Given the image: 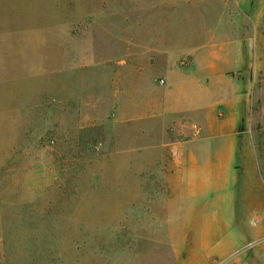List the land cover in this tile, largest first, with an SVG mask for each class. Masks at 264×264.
Returning a JSON list of instances; mask_svg holds the SVG:
<instances>
[{
	"label": "rangeland",
	"instance_id": "rangeland-1",
	"mask_svg": "<svg viewBox=\"0 0 264 264\" xmlns=\"http://www.w3.org/2000/svg\"><path fill=\"white\" fill-rule=\"evenodd\" d=\"M210 46L214 109L145 112ZM232 263L264 264V0H0V264Z\"/></svg>",
	"mask_w": 264,
	"mask_h": 264
},
{
	"label": "crops",
	"instance_id": "crops-1",
	"mask_svg": "<svg viewBox=\"0 0 264 264\" xmlns=\"http://www.w3.org/2000/svg\"><path fill=\"white\" fill-rule=\"evenodd\" d=\"M152 43L155 44V38H152ZM200 58H203L205 69H199V77H189L185 73L172 74L170 72L165 76L166 90L162 91L160 98H156L157 92L151 97L145 98V112L160 115L177 114L183 112H191L193 109L205 110L206 114L214 109L218 103L211 99V93H214L211 88L206 86V82H217L223 79V74L218 70L217 66L211 61L218 57L214 46L199 53ZM211 92V93H210ZM210 94V97H209ZM173 95L174 100L170 102L167 96ZM166 114V115H165ZM237 264V263H236Z\"/></svg>",
	"mask_w": 264,
	"mask_h": 264
},
{
	"label": "water",
	"instance_id": "water-1",
	"mask_svg": "<svg viewBox=\"0 0 264 264\" xmlns=\"http://www.w3.org/2000/svg\"><path fill=\"white\" fill-rule=\"evenodd\" d=\"M232 264H236V263H232Z\"/></svg>",
	"mask_w": 264,
	"mask_h": 264
}]
</instances>
